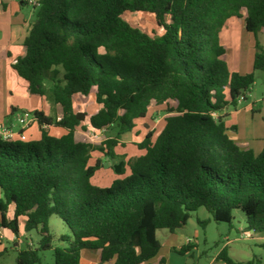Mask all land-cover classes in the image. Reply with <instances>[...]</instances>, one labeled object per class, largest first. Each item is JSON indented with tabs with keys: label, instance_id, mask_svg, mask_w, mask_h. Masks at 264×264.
<instances>
[{
	"label": "trees",
	"instance_id": "trees-1",
	"mask_svg": "<svg viewBox=\"0 0 264 264\" xmlns=\"http://www.w3.org/2000/svg\"><path fill=\"white\" fill-rule=\"evenodd\" d=\"M27 3L25 0H21ZM26 53L12 68L31 95L62 109L53 120L33 112L39 140H0V226L39 241L17 253L16 264H40L54 250L55 264H81L97 251V264H163L153 260L162 245L157 231L174 233L205 208L216 222L247 217V231L264 233V148L243 150L227 134L221 112L236 108L264 72V0H39ZM246 12L244 17L243 12ZM125 12L153 16L161 34L132 26ZM231 18L245 20L255 36L253 71L231 72L219 34ZM226 92L230 101L226 99ZM94 99L99 109L88 126L77 119L75 98ZM170 115L155 136L149 131L130 159V175L100 188L91 179L102 167L92 153L114 158V149L151 105ZM117 128L99 146L76 139L77 128ZM66 131L61 136L47 128ZM125 173L124 168L120 173ZM11 213V217L9 214ZM70 235L53 246L50 219ZM195 248L188 242L177 252ZM2 253H0V256ZM239 263L224 248L213 264Z\"/></svg>",
	"mask_w": 264,
	"mask_h": 264
},
{
	"label": "rangeland",
	"instance_id": "rangeland-1",
	"mask_svg": "<svg viewBox=\"0 0 264 264\" xmlns=\"http://www.w3.org/2000/svg\"><path fill=\"white\" fill-rule=\"evenodd\" d=\"M35 1L38 2L39 0ZM26 2L24 4L27 5H23V9L28 14L32 12L36 13V8L29 4L28 1ZM243 15H246L245 11ZM123 18L132 26L141 29L147 34L162 33V30L157 27L153 16L149 14L125 12ZM232 22L235 24L231 26V29H235L234 36L231 37L232 39H227L229 45L226 47V57L224 58L228 67L233 63L235 58L240 59L242 57L243 59H247L251 53L255 52L256 43L252 33L239 29L236 20L230 21V24ZM260 40L264 41V35L260 36ZM249 71L252 72L253 68ZM254 73L255 81L250 91L246 93V99H239L236 108L230 105L221 114L224 116L223 121L227 129H238V133L244 139L250 136L251 138L254 137L256 139L255 144L258 145L257 140L264 136V72L255 71ZM36 98L39 102H49L47 112L53 120L62 117V109H59L54 102L48 98ZM226 99L230 101L228 92H226ZM98 109L99 106L95 102L94 93L90 97L77 96L75 98V110L84 116L82 122L86 126H88L89 117L96 113ZM26 112L33 114L31 111ZM169 115L165 105H156L153 103L146 118L141 121H136V126L133 129L134 133L131 136L129 135L127 140H134L136 138H134V135L138 131L142 133V135L140 134L138 136L140 139L144 137L143 135H147L149 131H154L156 136L163 129L165 118ZM252 115H255L254 120H252ZM76 132L79 141L99 146L107 139L114 138L117 133V128L114 126L104 130L99 134L97 141L90 139L93 130H83L79 127ZM28 140L32 141L30 137ZM114 152V158L105 157L104 155L101 157L102 167L91 179V183L94 186L107 188L113 184L111 183L113 180L118 178L124 179L129 176L130 169L127 162L130 159L139 157L138 153H140L136 147L128 149L118 148L116 151L114 149ZM255 155L257 154L255 153ZM96 160L97 158L92 156L90 164L94 165ZM122 162V169L124 168L125 171L123 175L117 174L114 170V167ZM9 216L11 217V213ZM233 216L234 218L231 224L216 222L205 208H200L192 213V217L187 225L177 229L174 233H170L166 229L158 230L157 237L161 242L162 248L153 262L159 263L161 259H164L163 264H213L220 252L226 248L229 257L236 262L244 263L254 261L255 264H264V233L247 231V217L242 211L235 210ZM50 228L53 235L54 247L60 245L59 238L61 235H70L69 228L57 216L51 217ZM38 241L39 236L36 232L30 233L29 236L22 229L19 238H16L11 231L0 226V253H2L0 256V264H16L15 260L18 251L27 246L34 245ZM188 241L194 243L195 248L187 254H179L177 251L186 245ZM53 252L54 250L43 252L41 254L40 264H55ZM87 254L88 252L84 254L82 264H85Z\"/></svg>",
	"mask_w": 264,
	"mask_h": 264
},
{
	"label": "crops",
	"instance_id": "crops-1",
	"mask_svg": "<svg viewBox=\"0 0 264 264\" xmlns=\"http://www.w3.org/2000/svg\"><path fill=\"white\" fill-rule=\"evenodd\" d=\"M23 5L27 4H24L21 0H0V123L11 124L15 126L16 129H20L17 120L23 112H34L36 110H40L43 111L45 115L49 116L47 112L49 102H39L36 98L38 96L31 95L28 90V83L22 79L12 68V64L17 59L23 57L26 53L24 42L29 35V32L32 29L33 23L35 21V13L32 12L28 14L23 9ZM235 20L237 21L236 23L238 28L246 31L244 18L229 19L219 34L220 42L225 47V49L229 45L227 39H232L231 37L234 36L235 29H231V26L235 24H233V22L230 24V21ZM261 35H264V33H259L258 39L261 45L264 47V41L260 40ZM254 55L255 52L251 53L247 59H243L242 57H240V59L235 58L233 63L229 65L230 71L241 74L250 73L249 70L253 68ZM225 57L226 54L224 58ZM57 106L59 109H61L59 105ZM254 119L255 115H252V120ZM47 130L55 136H61L66 133L65 130L56 127H48ZM24 132L28 139L29 137L31 140L40 139L41 132L37 121L31 122L29 127ZM132 133L134 132L132 131L130 133L124 134L121 137L119 145L115 147V151L118 148L128 149L131 147H136L140 152L138 153V156H141L145 153L143 150L138 148V144L144 140L146 135H143L144 137L140 139L138 136H140V134L142 135V133L138 131L137 134L134 135V138L136 137L134 140H127L129 135L131 136ZM227 134L229 137L234 139L239 147L243 150H252L258 155L264 148V136L257 140L258 145H256V139H254V137L251 138L250 136L247 139H244L238 133V129H228ZM92 156H95L97 159L101 160L103 154L99 152H93ZM115 180H113L111 183H113ZM86 252H88V254L86 255L84 263L97 264V251H84L82 253L81 264L83 262V256Z\"/></svg>",
	"mask_w": 264,
	"mask_h": 264
},
{
	"label": "built area",
	"instance_id": "built-area-1",
	"mask_svg": "<svg viewBox=\"0 0 264 264\" xmlns=\"http://www.w3.org/2000/svg\"><path fill=\"white\" fill-rule=\"evenodd\" d=\"M28 3L34 7L39 6V3L35 0H28ZM241 100H244V98H241ZM33 121H36L34 114L25 112L17 120L20 129H16L15 126L11 124L0 123V140L6 142L27 141L28 137L24 131ZM103 131L104 130L93 131L90 139L92 141H97L99 139V134H101Z\"/></svg>",
	"mask_w": 264,
	"mask_h": 264
},
{
	"label": "water",
	"instance_id": "water-1",
	"mask_svg": "<svg viewBox=\"0 0 264 264\" xmlns=\"http://www.w3.org/2000/svg\"><path fill=\"white\" fill-rule=\"evenodd\" d=\"M77 119L82 122L84 120V116L81 115L80 113H77ZM122 167H123V162L118 164V165H116L114 167L115 172L117 174H120L122 172Z\"/></svg>",
	"mask_w": 264,
	"mask_h": 264
}]
</instances>
